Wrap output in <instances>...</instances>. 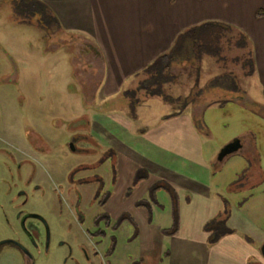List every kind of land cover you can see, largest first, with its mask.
Masks as SVG:
<instances>
[{
    "label": "rangeland",
    "instance_id": "374dc122",
    "mask_svg": "<svg viewBox=\"0 0 264 264\" xmlns=\"http://www.w3.org/2000/svg\"><path fill=\"white\" fill-rule=\"evenodd\" d=\"M231 31L229 40L212 47L216 50L203 49L198 40L190 59L179 55L172 69L147 71L117 95L103 97V62L89 41L65 31L40 4L0 0V241L22 239L35 264L142 263L141 244L131 242L139 231L131 222L118 230L100 222L105 235H98L95 217L108 211L129 217L131 211H123L133 205L134 212L144 209L164 223L170 196L152 195V187L165 184L156 182L142 198L148 170L139 165L119 176L122 153L95 138L93 118L119 113L134 127L133 135H142L186 107L193 108V123L205 144L211 197L221 202L216 221L205 231L209 237L221 236L217 219H229L237 207L248 213L263 238L264 97L259 74L250 70L249 51L233 39L238 30ZM228 82L232 89L225 90L221 84ZM249 87L257 104L247 96ZM237 138L239 151L221 159L222 149ZM139 149H131L132 157L124 154L136 160ZM102 181L100 204L95 196ZM26 214L41 215L49 229L29 216L28 239L21 220ZM152 252L148 263L158 264V248ZM0 264H23V258L13 253Z\"/></svg>",
    "mask_w": 264,
    "mask_h": 264
},
{
    "label": "crops",
    "instance_id": "0c3cea01",
    "mask_svg": "<svg viewBox=\"0 0 264 264\" xmlns=\"http://www.w3.org/2000/svg\"><path fill=\"white\" fill-rule=\"evenodd\" d=\"M35 1L65 31L77 34L93 45L105 71L103 97L117 95L121 88L147 71L164 73L172 69V63L179 55L185 54V59H190L199 45L198 40L203 49L216 50L212 47H218L226 37L229 40L227 31L232 32V29L238 30L233 39H238V45L249 51L250 70L259 74L264 97V0ZM194 27L201 30L186 32ZM164 56L169 58H164L162 63L156 62ZM230 83L221 86L225 90L232 89ZM247 92L251 103L257 104L250 87ZM192 109L186 107L177 113L179 115L174 114L169 120L165 118L166 123L154 126L142 135H133L134 127L119 113H99L93 118L95 138L115 146L122 153L125 165L123 167V161L119 176H123L125 168L132 171L131 167L138 165L148 170L142 198L156 182L172 186L175 193L174 198L164 188L156 192V196L163 192L170 196L169 206L163 213L166 215L164 223L150 218L144 209V212L142 209L134 212L130 205L123 214L131 211L132 215L121 224L129 221L139 231L131 242L141 244L144 260L140 264H149L154 254L152 250L157 248L158 264H264V252L260 247L264 237L258 235L260 231L248 213L237 207L227 223L240 233L225 234L215 243L209 241L205 224L218 215L221 202L210 194V164L203 157L205 144L193 123ZM132 148H140V157L135 156L136 160L130 159ZM139 201L138 198L136 203ZM176 208L178 229L174 234H168L165 229L173 226ZM107 213L112 224L122 216ZM246 233L252 240L245 237Z\"/></svg>",
    "mask_w": 264,
    "mask_h": 264
},
{
    "label": "flooded vegetation",
    "instance_id": "af4514ba",
    "mask_svg": "<svg viewBox=\"0 0 264 264\" xmlns=\"http://www.w3.org/2000/svg\"><path fill=\"white\" fill-rule=\"evenodd\" d=\"M20 167H21V165L18 166V168H20ZM20 177L22 179L23 176H20ZM26 178H28V177L26 176ZM86 181H88V180H86ZM28 182L29 181L27 179V182L25 184H27ZM105 186H106V184L104 183V181H102L100 189L96 192L95 201L98 200L97 202L100 204H103V199H100V200L98 199L100 196L99 194L102 193ZM107 193H108V191L105 192V196L107 195ZM97 194L99 195L98 197H97ZM27 201H28V196L25 195V199H24L23 203L25 204V203H27ZM105 213H107V212H105ZM103 214L97 215V217H95L96 221H97L98 217L103 215ZM29 216L37 218L45 227H47L49 229L46 220L43 219V217L41 215L26 214V215L22 216L21 220H22L23 232L26 234L27 238H28V236L30 237V234H32L31 230L26 225V221L29 218ZM84 218H85V216H84ZM100 222H102V223L104 222V224H105V221L101 220V219L99 220L98 223L95 222L96 227L98 229L96 233H98V231H100V232L104 233L103 235H105V231L99 227ZM112 226H113V224L111 223V225L107 226V227L112 228ZM98 235H100V234H98ZM30 242L32 244V248L38 247V245L34 242L33 239H30ZM13 253H16V255L17 254L21 255V257L23 258V264H35V258L33 255V251L31 250V248L27 244H25V242L22 239L9 237V238H6V239H3L2 241H0V260L3 259L4 257H8L9 255H12Z\"/></svg>",
    "mask_w": 264,
    "mask_h": 264
},
{
    "label": "trees",
    "instance_id": "16d2710c",
    "mask_svg": "<svg viewBox=\"0 0 264 264\" xmlns=\"http://www.w3.org/2000/svg\"><path fill=\"white\" fill-rule=\"evenodd\" d=\"M32 4H40L38 1H35V0H32V2H31ZM201 29H200V27H194V28H192V29H189V30H187L186 32H198V31H200ZM185 32V33H186ZM184 35V34H183ZM182 36V35H181ZM164 58H169L168 56H164V57H161L158 61H156V62H163V59ZM153 68V67H152ZM151 68V69H152ZM142 177H144V176H138L137 178H138V181L142 178ZM161 188H164V189H166L167 191H169V192H171V194L173 195V197L175 198V193H174V190L169 186V185H167V184H163V183H160V184H157L156 186H154V187H152V189H151V194L152 195H156V192H157V190H159V189H161ZM176 202V201H175ZM141 204H142V202H141ZM228 215L225 217V219H220V220H218L217 219V224L219 225V228H218V230L219 231H222V234H221V236H223V235H225V234H229V233H232V231L230 230V227L228 226ZM104 220L105 221V224L107 225V226H110L111 225V223H112V220H111V217H110V215L108 214V213H104L103 215H101V216H99L98 217V219H97V221H96V223H98L99 222V220ZM127 219V217L126 216H124V217H121L119 220H118V222L117 223H115V224H113V226H112V229L113 230H115L116 228H117V226H119L124 220H126ZM216 221V218H213V219H211L210 221H208L206 224H205V230H207V229H209V226L211 225V223L213 222V221ZM214 221V222H215ZM177 229H178V211H177V208L174 210V223H173V226L171 227V228H169V229H165V232L166 233H168V234H174L176 231H177ZM97 234H104V233H102V232H100V231H98V233ZM221 236H218V234H214L213 236L212 235H210V243H215V242H217L218 240H219V238L221 237ZM115 241H116V239H115ZM115 249H116V244H115V242H114V244H112V246L108 249V252H107V254L108 255H110V254H112L114 251H115Z\"/></svg>",
    "mask_w": 264,
    "mask_h": 264
},
{
    "label": "water",
    "instance_id": "95a60500",
    "mask_svg": "<svg viewBox=\"0 0 264 264\" xmlns=\"http://www.w3.org/2000/svg\"><path fill=\"white\" fill-rule=\"evenodd\" d=\"M241 147H242V141L239 138L233 140L232 142H230L229 144H227L222 149V151L220 153V158L223 159L225 156L239 151V149ZM263 252H264V249H263Z\"/></svg>",
    "mask_w": 264,
    "mask_h": 264
}]
</instances>
